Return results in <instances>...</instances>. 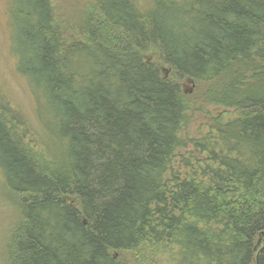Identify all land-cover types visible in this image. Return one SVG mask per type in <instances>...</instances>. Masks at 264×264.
<instances>
[{"label": "trees", "instance_id": "trees-1", "mask_svg": "<svg viewBox=\"0 0 264 264\" xmlns=\"http://www.w3.org/2000/svg\"><path fill=\"white\" fill-rule=\"evenodd\" d=\"M87 1L5 0L1 264H264V0Z\"/></svg>", "mask_w": 264, "mask_h": 264}, {"label": "rangeland", "instance_id": "rangeland-1", "mask_svg": "<svg viewBox=\"0 0 264 264\" xmlns=\"http://www.w3.org/2000/svg\"><path fill=\"white\" fill-rule=\"evenodd\" d=\"M51 1L59 18L69 20L70 22L81 21L80 19L85 16L87 17L90 12L91 5L87 0ZM6 11L5 0H0V96L14 111L22 114L27 119L29 126L37 127L32 99L25 88L23 79L19 77L16 70L17 60L12 56L9 50L8 18ZM152 57L149 56L151 59ZM159 67L162 68L164 75L169 74V69L167 67H163L162 65ZM180 86L183 93L190 96L195 93L198 88H196V85L192 81H183ZM204 110L206 112L210 111L208 108ZM192 121L193 123L189 128L190 135L195 134L201 126H204V121L199 114L194 113ZM189 150L191 151V148ZM14 204L10 194L8 196L0 191V264L4 261L2 258L4 242L8 239L9 231L17 218V209Z\"/></svg>", "mask_w": 264, "mask_h": 264}]
</instances>
